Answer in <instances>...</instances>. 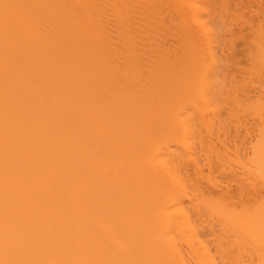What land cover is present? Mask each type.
Segmentation results:
<instances>
[{
  "label": "bare ground",
  "instance_id": "6f19581e",
  "mask_svg": "<svg viewBox=\"0 0 264 264\" xmlns=\"http://www.w3.org/2000/svg\"><path fill=\"white\" fill-rule=\"evenodd\" d=\"M0 264H264V0H0Z\"/></svg>",
  "mask_w": 264,
  "mask_h": 264
}]
</instances>
